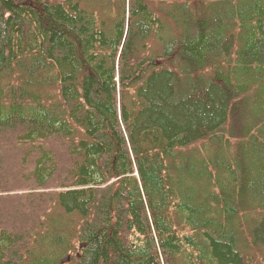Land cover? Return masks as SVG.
Returning <instances> with one entry per match:
<instances>
[{"label":"trees","instance_id":"1","mask_svg":"<svg viewBox=\"0 0 264 264\" xmlns=\"http://www.w3.org/2000/svg\"><path fill=\"white\" fill-rule=\"evenodd\" d=\"M0 264H264V0H0Z\"/></svg>","mask_w":264,"mask_h":264}]
</instances>
